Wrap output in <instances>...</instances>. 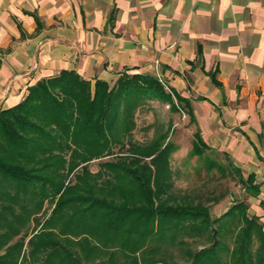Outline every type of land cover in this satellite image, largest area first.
<instances>
[{
	"label": "trees",
	"instance_id": "1",
	"mask_svg": "<svg viewBox=\"0 0 264 264\" xmlns=\"http://www.w3.org/2000/svg\"><path fill=\"white\" fill-rule=\"evenodd\" d=\"M214 74L211 78L218 84ZM148 99L168 102L173 109L184 110L191 122L196 120L188 97L153 73L126 70L110 84L100 78L92 83L76 70L64 68L30 84L19 102L0 108V220L7 218V210L13 212L15 200L29 210L30 198L36 210L44 200L53 203L41 228L31 235L25 230L7 244L19 230L0 229V249L4 247L0 264H86L92 245L81 256V251L66 244L69 237L52 239V232L42 228L46 222L60 221L63 233L73 218L90 221L100 232H134L139 238L170 231L168 242L146 248L156 250V255L144 264H176V254L188 264H264V222L248 211L244 199L212 215L194 194L172 190L174 145L166 139L167 133L148 142L128 136L134 110ZM193 135L190 154L211 149L199 128ZM225 156L246 192L257 194L254 174L244 176L226 152ZM95 158L98 168L92 171L88 165ZM205 161L209 167L216 164L210 157ZM68 211L70 218L64 215ZM23 219L27 218L18 220ZM211 225L217 241L207 245L212 241ZM80 238L90 241L87 234ZM113 252L108 251L107 257Z\"/></svg>",
	"mask_w": 264,
	"mask_h": 264
},
{
	"label": "crops",
	"instance_id": "2",
	"mask_svg": "<svg viewBox=\"0 0 264 264\" xmlns=\"http://www.w3.org/2000/svg\"><path fill=\"white\" fill-rule=\"evenodd\" d=\"M64 68L158 74L188 97L205 142L254 174L264 222V0H0V108Z\"/></svg>",
	"mask_w": 264,
	"mask_h": 264
},
{
	"label": "rangeland",
	"instance_id": "3",
	"mask_svg": "<svg viewBox=\"0 0 264 264\" xmlns=\"http://www.w3.org/2000/svg\"><path fill=\"white\" fill-rule=\"evenodd\" d=\"M133 119L134 124L128 135L133 140L148 142L159 133H167L166 139L171 141L174 145V149L170 155V163L173 170V191L188 192L191 195L194 194L196 199L207 204L212 215H219L237 199H244L248 204V211L251 212L250 208L252 205L249 200L250 194L246 192L242 182L238 180L237 176L228 165L223 149L211 147V149H205L202 155H192L189 153L194 140L193 133L196 126L195 122L190 121L189 115L184 110H175L165 101L148 99L137 106L134 110ZM117 149L118 146H115L114 150ZM108 157L111 156H105L104 158ZM206 157L214 159L216 164L209 167L205 161ZM98 160L99 158L90 160L88 165L90 170L95 171L98 168ZM241 170L243 172L242 168ZM244 176L246 175L244 174ZM26 202H28L26 206H28V208L30 207V210L32 209L33 212H30L25 206L21 207V202L15 200L13 212L7 210L5 212L7 218L0 220V229L2 231L16 227L17 230H19L17 234L9 239L7 244L16 240L25 230H27L30 235L35 233L41 228V222L49 215L53 207V203L44 200L41 207H38L36 210L37 205L35 201L30 198V202L29 200ZM68 213L70 212L68 211L64 214L66 218H70ZM26 214L27 216H23ZM20 217L27 219L25 221L23 219V222H20L18 220ZM212 226L214 225H211V229ZM59 227H61L60 221H56L46 222V225L42 228L52 232V239L58 238L60 240H65V238L69 237L71 240L68 241V243L65 240L66 244L79 252L81 251V256L85 254L87 248L92 245L94 248L88 251V258L85 261L86 264L92 263L93 261V264H144L152 261V258L156 255V250H147L146 248L150 245L168 242L167 236L172 234L170 231L166 233L167 235L165 231H160V233L157 232L153 237L139 238L140 236L134 232L130 234L122 232H100L98 228L92 226L90 221L80 223V221L75 218L71 219L64 227L66 230L63 233L59 232ZM83 234L88 235L90 240L88 243L80 238ZM215 236L217 241V234H215ZM211 237L212 241L208 242L207 245H212L216 242L213 243L212 233ZM193 238L195 237L184 236L185 240H192ZM26 240L27 238L23 245L24 249L26 248ZM110 250H114V252L112 256L107 257V252ZM3 251L4 247L0 249V253ZM60 254L62 253L60 252ZM58 258L53 256V259ZM174 258L176 264H188L186 260L177 254L174 255ZM67 259L70 258H64L66 262H70ZM32 264H36V262Z\"/></svg>",
	"mask_w": 264,
	"mask_h": 264
},
{
	"label": "water",
	"instance_id": "4",
	"mask_svg": "<svg viewBox=\"0 0 264 264\" xmlns=\"http://www.w3.org/2000/svg\"><path fill=\"white\" fill-rule=\"evenodd\" d=\"M212 235H213V243L216 241V236H215V234H216V228L214 227V226H212Z\"/></svg>",
	"mask_w": 264,
	"mask_h": 264
},
{
	"label": "built area",
	"instance_id": "5",
	"mask_svg": "<svg viewBox=\"0 0 264 264\" xmlns=\"http://www.w3.org/2000/svg\"><path fill=\"white\" fill-rule=\"evenodd\" d=\"M158 75V74H157Z\"/></svg>",
	"mask_w": 264,
	"mask_h": 264
}]
</instances>
